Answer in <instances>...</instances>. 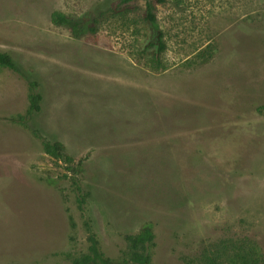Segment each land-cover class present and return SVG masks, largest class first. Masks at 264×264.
Returning a JSON list of instances; mask_svg holds the SVG:
<instances>
[{
  "label": "rangeland",
  "instance_id": "1",
  "mask_svg": "<svg viewBox=\"0 0 264 264\" xmlns=\"http://www.w3.org/2000/svg\"><path fill=\"white\" fill-rule=\"evenodd\" d=\"M105 6L0 0V51L20 70L0 68V264H69L87 251L86 220L110 258L147 222L152 264L221 237L247 236L264 255V0H164L155 72L133 17L78 39L50 22ZM28 82L42 101L24 127Z\"/></svg>",
  "mask_w": 264,
  "mask_h": 264
},
{
  "label": "trees",
  "instance_id": "2",
  "mask_svg": "<svg viewBox=\"0 0 264 264\" xmlns=\"http://www.w3.org/2000/svg\"><path fill=\"white\" fill-rule=\"evenodd\" d=\"M163 3L164 0H106L104 10L87 11L80 16L53 11L50 14V22L66 28L73 38L78 39L87 34L95 35L106 19L133 17L147 32L146 41L139 50L141 59H144L142 64L151 71H162L160 57L165 50V42L162 31L156 25V15L158 5ZM0 68L20 73L13 58L1 51ZM35 85L28 82L26 115L14 119L24 127H28L27 119L41 110L42 97L35 91ZM33 134L37 135V132L33 131ZM41 145L44 153L54 162L61 161L68 167L73 165V159L65 154L60 142L43 139ZM70 169L67 168L68 171ZM66 175L64 177H67ZM71 180L76 185L74 179ZM76 187L79 190L78 186ZM76 203L83 213L86 196L78 195ZM83 226L87 235V251L72 258L69 264H152L151 250L155 235L151 223H144L137 233L124 235L125 248L116 258L107 257L101 252L96 234L87 220ZM182 264H264V255L259 245L247 236L221 237L204 243L195 255L184 257Z\"/></svg>",
  "mask_w": 264,
  "mask_h": 264
}]
</instances>
